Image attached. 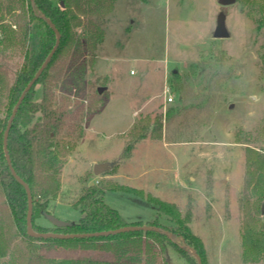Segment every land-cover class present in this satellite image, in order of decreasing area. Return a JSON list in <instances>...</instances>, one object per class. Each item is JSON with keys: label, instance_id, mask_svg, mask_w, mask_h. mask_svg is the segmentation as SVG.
I'll return each instance as SVG.
<instances>
[{"label": "rangeland", "instance_id": "obj_1", "mask_svg": "<svg viewBox=\"0 0 264 264\" xmlns=\"http://www.w3.org/2000/svg\"><path fill=\"white\" fill-rule=\"evenodd\" d=\"M113 2L94 58L83 56V95L67 92L69 104L76 99L83 104L82 130L80 138L66 137L75 144L63 157L60 194L50 201L51 214L64 222L79 220L81 213L70 202L90 173L87 184L122 188L106 189L103 200L128 222L156 218L175 226L146 197L172 204L204 246L201 264H264L244 259L240 236L246 153H264V25L257 12L264 0ZM219 11L226 15L225 38L213 37ZM99 86H104L100 93ZM165 87L173 94L171 102L165 100ZM35 96L41 97L40 84ZM93 159L112 165L95 175ZM34 221L55 227L44 215ZM0 225L3 236L13 233L1 210ZM99 244L42 247L40 252L54 260H112V250ZM165 250L178 264L198 263L171 245Z\"/></svg>", "mask_w": 264, "mask_h": 264}, {"label": "trees", "instance_id": "obj_2", "mask_svg": "<svg viewBox=\"0 0 264 264\" xmlns=\"http://www.w3.org/2000/svg\"><path fill=\"white\" fill-rule=\"evenodd\" d=\"M113 1L0 0V210L7 213L13 226V233L3 236L0 225V264H178L166 254V245H171L188 261L196 260L190 251L192 248L203 262L201 240L172 204L157 197H146L159 212L170 216L175 226L162 224L156 218L145 223L128 222L103 200L106 189L122 188L108 183L87 184L90 173L82 179L78 196L70 202L81 213L78 221L62 228L42 226L34 221L46 212L51 213L50 201L60 194L63 157L75 144L66 142V137L73 133L76 138L81 137L79 122L83 118V104L77 99L69 104L67 92L74 90L77 97L83 95L86 66L83 56L87 55L90 61L94 58L96 47L103 39L104 19ZM258 7L259 23L264 25V2ZM8 15L11 19H6ZM46 18L59 30L60 40L48 65L21 101L6 145L12 167L32 192V228L37 232L57 233L96 232L126 225H147L150 229L73 238L33 237L26 231L27 192L6 162L3 133L20 93L55 44V32ZM36 84L41 85L40 98L35 96ZM56 91L61 93L62 105ZM126 147V151L131 148ZM242 189V256L248 261L264 260V153L247 150ZM163 231L170 232L172 238ZM98 243L103 249L112 250V260L85 257L54 260L40 252L42 247L48 250L50 246L96 248ZM188 250L194 258L188 256Z\"/></svg>", "mask_w": 264, "mask_h": 264}, {"label": "water", "instance_id": "obj_3", "mask_svg": "<svg viewBox=\"0 0 264 264\" xmlns=\"http://www.w3.org/2000/svg\"><path fill=\"white\" fill-rule=\"evenodd\" d=\"M32 1V0H31ZM235 0H217V2L221 5H228V4H233ZM60 5H63V2H60ZM226 15L223 11H219L216 15V22H215V28L213 31V37L215 38H225L229 36V32L227 30L226 27ZM47 23L49 24V26L52 28L53 32H55V44L53 45L52 49L50 50V52L47 54V56L45 57L44 61L41 63L42 65L39 66V68H37V71L35 72V74L31 77V79L28 81V83L26 84V86L23 88L22 92L20 93V96L18 97L16 103L14 104L13 108H12V112L9 115V118L7 120L5 129H4V133H3V147H4V154H5V158H6V162L9 166V169L12 173V175H14V178L24 187L26 195H27V212H26V231L30 236L33 237H42V238H73V237H84V236H99V235H108V234H114V233H119V232H125V231H133V230H145V229H150V226L147 225H126V226H122L120 228H115L112 230H104V231H96V232H87V233H57V232H37L32 228V224H31V220H32V196L30 190H29V186L28 184L22 180L15 172L14 168L11 165L10 162V158H9V154L7 151V136H8V132L9 129L11 128V123L12 120L17 112V109L21 103V101L23 100L26 92L34 85V83L38 80V77L40 76V74L42 73V71L44 70V68L46 67V65H48L53 53L55 52L57 45L59 43L60 40V32L57 29V27L55 26V24L48 18H46ZM173 72H176V69L173 70ZM104 89V86H99L97 88V91L100 93L102 92ZM112 164L108 161H104V162H96L92 164V172L95 175H99L102 172H104L105 170L109 169L110 166ZM45 216V218L48 220V222H50L52 225H54L55 227H66L69 225L70 222L65 221L64 220H60L58 218H56L53 214L51 213H44L43 214ZM155 229H158L156 227H154ZM167 234V236H169L170 238H172V234L170 232L167 231H163ZM189 248V247H188ZM190 251L193 253V255L195 256L196 260H197V264H201V259L200 256L195 252L194 249H190Z\"/></svg>", "mask_w": 264, "mask_h": 264}, {"label": "built area", "instance_id": "obj_4", "mask_svg": "<svg viewBox=\"0 0 264 264\" xmlns=\"http://www.w3.org/2000/svg\"><path fill=\"white\" fill-rule=\"evenodd\" d=\"M164 94H165V100L168 102H171L173 100V94L169 91L167 87L164 89ZM98 180H95V183H97Z\"/></svg>", "mask_w": 264, "mask_h": 264}, {"label": "crops", "instance_id": "obj_5", "mask_svg": "<svg viewBox=\"0 0 264 264\" xmlns=\"http://www.w3.org/2000/svg\"><path fill=\"white\" fill-rule=\"evenodd\" d=\"M104 161H106V160H104V159H102V160H96V159H93V160H91L90 162V164L92 165L93 163H96V162H104ZM104 178H111V177H113L111 174H106V175H104L103 176ZM94 179V178H93Z\"/></svg>", "mask_w": 264, "mask_h": 264}]
</instances>
